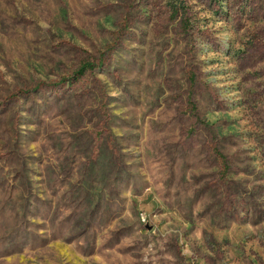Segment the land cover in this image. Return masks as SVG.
<instances>
[{
  "label": "rangeland",
  "instance_id": "1",
  "mask_svg": "<svg viewBox=\"0 0 264 264\" xmlns=\"http://www.w3.org/2000/svg\"><path fill=\"white\" fill-rule=\"evenodd\" d=\"M255 165L264 0H0V264H195Z\"/></svg>",
  "mask_w": 264,
  "mask_h": 264
},
{
  "label": "crops",
  "instance_id": "2",
  "mask_svg": "<svg viewBox=\"0 0 264 264\" xmlns=\"http://www.w3.org/2000/svg\"><path fill=\"white\" fill-rule=\"evenodd\" d=\"M257 171L264 173V166ZM262 177V176H261ZM259 189L264 192V177ZM261 210L264 214V194ZM264 225V217L262 220ZM240 228L205 229L206 245H200L195 253V264H264V226L254 236L240 237Z\"/></svg>",
  "mask_w": 264,
  "mask_h": 264
},
{
  "label": "trees",
  "instance_id": "3",
  "mask_svg": "<svg viewBox=\"0 0 264 264\" xmlns=\"http://www.w3.org/2000/svg\"><path fill=\"white\" fill-rule=\"evenodd\" d=\"M85 69H82L80 72L83 73Z\"/></svg>",
  "mask_w": 264,
  "mask_h": 264
}]
</instances>
